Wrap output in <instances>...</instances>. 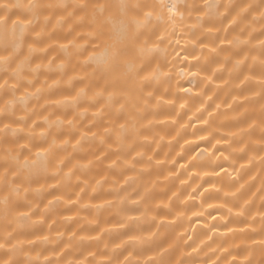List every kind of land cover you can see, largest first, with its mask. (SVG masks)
<instances>
[{
  "label": "clouds",
  "instance_id": "clouds-1",
  "mask_svg": "<svg viewBox=\"0 0 264 264\" xmlns=\"http://www.w3.org/2000/svg\"><path fill=\"white\" fill-rule=\"evenodd\" d=\"M0 264H264V0H0Z\"/></svg>",
  "mask_w": 264,
  "mask_h": 264
}]
</instances>
